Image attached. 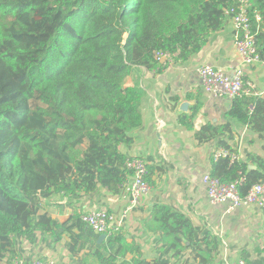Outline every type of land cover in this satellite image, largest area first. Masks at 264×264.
I'll use <instances>...</instances> for the list:
<instances>
[{
    "label": "trees",
    "instance_id": "1",
    "mask_svg": "<svg viewBox=\"0 0 264 264\" xmlns=\"http://www.w3.org/2000/svg\"><path fill=\"white\" fill-rule=\"evenodd\" d=\"M236 3L0 0L1 262L35 258L25 256L23 242L31 248L64 242L78 264H178L186 256L199 264L217 263L221 238L173 205L155 203L142 220L143 236L157 255L149 259L124 224L101 239L82 220L90 209L83 212L79 203L103 188L122 195L133 176L127 160H147L122 148L132 144L131 132L144 124L143 91L125 85L133 68L156 69L157 50L171 52L174 62H188L227 25ZM251 3L256 45L264 60V0ZM194 116L182 113L179 121L192 128ZM235 125L258 134L264 152V95L235 98L227 121L203 125L195 138L215 141L216 150L237 151L231 144ZM148 168L150 183L153 166ZM210 173L225 183L240 182L245 195L253 184L264 182V156L248 152L234 162L212 159ZM54 196L73 207V214L64 220L54 217L48 208ZM241 258L264 264V258L248 252Z\"/></svg>",
    "mask_w": 264,
    "mask_h": 264
},
{
    "label": "crops",
    "instance_id": "2",
    "mask_svg": "<svg viewBox=\"0 0 264 264\" xmlns=\"http://www.w3.org/2000/svg\"><path fill=\"white\" fill-rule=\"evenodd\" d=\"M203 64L221 68L229 75L242 67L244 81L255 86V93L251 95H264V66L242 65L235 47L231 19L208 45L186 63L158 64L156 69L135 66L125 85L137 86L143 91L140 109L144 124L131 132L132 144L122 148L130 156L146 158L153 166L150 175L152 191L139 207L129 212L124 226L130 240L134 237L141 243L146 257L152 259L157 256L155 246L147 244L142 220L155 203L173 205L189 215L195 225L208 227L221 238V253L216 264H240L242 252H248L252 258H264V211L247 206L229 209L227 204H212L208 199L202 176L210 172L216 142L199 143L195 132L209 122H226L231 101L211 96L205 91L197 73V68ZM183 102H189L187 111L181 110ZM182 113L195 114L192 128L181 124L179 118ZM234 128L235 137L231 144L237 145L241 158L248 152L264 156L258 134L242 125H235ZM250 168L255 170L257 166L250 163ZM63 202L60 204V199L51 202L60 210L51 211L53 205L48 206L53 216L62 220L75 211L67 202ZM128 204V200L120 194L103 188L99 194L84 197L79 206L83 207V212L96 207L105 208L118 217ZM42 247L48 246L31 248L26 243L22 244L27 256ZM48 248L51 250L41 251L45 255L41 259L52 258L57 264H78L69 255L64 242H56ZM0 264L4 262L0 261ZM178 264L199 263L186 256Z\"/></svg>",
    "mask_w": 264,
    "mask_h": 264
},
{
    "label": "built area",
    "instance_id": "3",
    "mask_svg": "<svg viewBox=\"0 0 264 264\" xmlns=\"http://www.w3.org/2000/svg\"><path fill=\"white\" fill-rule=\"evenodd\" d=\"M251 0H237L236 6L229 11L232 15L231 25L235 31V47L241 58L243 66H264V60L258 52L255 32L253 30L250 10ZM256 20H261V15L255 11ZM155 59L161 66L174 63L173 54L165 50H157ZM197 73L202 80L205 91L217 98H226L230 101L243 95L255 93V86L244 81L242 67L235 69L232 75L223 69L210 64H203L197 68ZM214 159L229 157L232 162L240 159L237 151L219 148L214 151ZM150 162L133 157L127 160V167L133 171V176L124 184L125 191L121 195L127 199L129 204L121 212L119 217L110 214L105 209L93 208L81 215L82 220L87 223L94 232L107 237L111 230L123 226L130 211L139 207L143 200L150 195L152 187L147 180ZM202 182L206 189L209 201L212 204H227L229 209H237L243 206L255 207L264 210V182L253 184L245 195L239 189L238 181L225 183L219 178L211 175L209 171L202 176ZM11 264H57L55 259L33 258L27 263L24 257L13 258ZM240 264H247L244 260Z\"/></svg>",
    "mask_w": 264,
    "mask_h": 264
},
{
    "label": "rangeland",
    "instance_id": "4",
    "mask_svg": "<svg viewBox=\"0 0 264 264\" xmlns=\"http://www.w3.org/2000/svg\"><path fill=\"white\" fill-rule=\"evenodd\" d=\"M52 201H56V202H58L59 201V197L58 196H54L53 198H52ZM57 204V203H56ZM54 209H58L56 206H52V207H50V210L51 211H54ZM58 210H60V209H58ZM23 243H26V242H23ZM26 245H27V243H26ZM28 247H29V245H28ZM22 248V247H21ZM50 248H48V247H42V248H40V250L39 251H37L36 250V252H34L33 253V251H32V256L30 257V258H32V257H38V258H40V257H45V255L41 252V251H48ZM51 250V249H50ZM25 256H27L26 254H25ZM42 257V258H43Z\"/></svg>",
    "mask_w": 264,
    "mask_h": 264
},
{
    "label": "water",
    "instance_id": "5",
    "mask_svg": "<svg viewBox=\"0 0 264 264\" xmlns=\"http://www.w3.org/2000/svg\"><path fill=\"white\" fill-rule=\"evenodd\" d=\"M188 107H189V102H183L182 104H181V110H183V111H187L188 110ZM105 236L104 235H101V239H103Z\"/></svg>",
    "mask_w": 264,
    "mask_h": 264
}]
</instances>
